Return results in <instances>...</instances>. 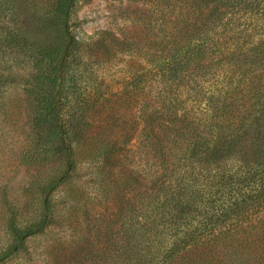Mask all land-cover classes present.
Returning <instances> with one entry per match:
<instances>
[{
	"label": "trees",
	"instance_id": "1",
	"mask_svg": "<svg viewBox=\"0 0 264 264\" xmlns=\"http://www.w3.org/2000/svg\"><path fill=\"white\" fill-rule=\"evenodd\" d=\"M78 1L37 10L55 40L26 45L11 25L15 9L0 0V117L10 113L6 92L22 87L19 156L30 173L25 196L2 201L12 238L0 262L28 255L26 238L54 220L52 195L77 174L81 149L94 167L101 157L96 173L108 166L103 182L115 203L105 212L116 218L102 219L95 236L107 235L97 237L116 251L111 264H257L244 241L220 238L264 209V0H145L154 11L155 100L142 107L140 129L125 130L102 115L108 89L94 67L120 38L102 30L85 56ZM140 140L152 169L146 183L123 163L126 144ZM56 165L64 169L53 175Z\"/></svg>",
	"mask_w": 264,
	"mask_h": 264
},
{
	"label": "rangeland",
	"instance_id": "2",
	"mask_svg": "<svg viewBox=\"0 0 264 264\" xmlns=\"http://www.w3.org/2000/svg\"><path fill=\"white\" fill-rule=\"evenodd\" d=\"M5 1L10 6L6 11L15 9L9 16L11 25H15V30L19 33L18 39L26 45L47 44L55 40L54 32L49 31L51 20L39 13L47 10L45 5L49 0ZM78 14L82 24L77 28V32L84 42L81 49L85 56L92 50L89 43L101 38L102 30H110L111 34L120 38L116 54L107 57L105 62L94 65L98 69L99 78L104 80L101 88L108 89L107 100L102 104V115H108L111 123L115 122L122 130L132 129L136 125L137 129H140L143 123L140 115L145 110L142 107L146 108L147 105L148 108L155 100L151 72V41L155 37L154 11L151 4L145 0H79ZM123 38L128 39L127 42H121ZM22 98V87L10 88L4 97L10 113L5 118L0 117V252L5 250L12 238L7 227L9 213L2 201L6 198L12 201L23 198L25 185L30 178V173L19 156L24 129L27 127ZM126 146L131 149L123 151V154L129 155L123 161L127 164L125 168L135 170L140 180L146 183L152 173V169L147 165V147L143 145V140L136 145L128 142ZM78 159L77 174L70 181L59 185L52 195L54 220L47 225L44 232L26 238L30 253L16 254L12 259L0 264L115 262L111 256L116 251L106 248V244L101 245L98 239L99 237L106 240L107 235L95 236L97 232H105L102 225L97 226L102 219L116 218L112 214L107 216L105 212L107 206L112 207L115 203L113 198H108L107 186L103 182L108 166L105 172L96 173L98 165L103 167L101 157L94 167L81 149ZM63 169L62 165H56L51 174H59ZM36 201L34 207L38 208L40 203L39 200ZM110 226L118 227V223L113 221ZM234 226L224 231L220 239H233L236 244L244 241L239 246L244 256L250 257L253 263L264 264V209ZM115 237L118 236L113 235V238Z\"/></svg>",
	"mask_w": 264,
	"mask_h": 264
}]
</instances>
